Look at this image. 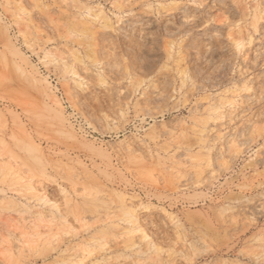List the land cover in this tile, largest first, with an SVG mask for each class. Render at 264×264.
<instances>
[{
	"label": "rangeland",
	"instance_id": "obj_1",
	"mask_svg": "<svg viewBox=\"0 0 264 264\" xmlns=\"http://www.w3.org/2000/svg\"><path fill=\"white\" fill-rule=\"evenodd\" d=\"M0 264H264V0H0Z\"/></svg>",
	"mask_w": 264,
	"mask_h": 264
},
{
	"label": "bare ground",
	"instance_id": "obj_2",
	"mask_svg": "<svg viewBox=\"0 0 264 264\" xmlns=\"http://www.w3.org/2000/svg\"><path fill=\"white\" fill-rule=\"evenodd\" d=\"M184 20V19H183Z\"/></svg>",
	"mask_w": 264,
	"mask_h": 264
}]
</instances>
